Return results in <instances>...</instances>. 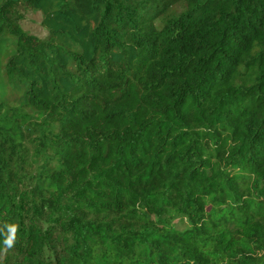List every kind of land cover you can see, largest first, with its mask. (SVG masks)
Instances as JSON below:
<instances>
[{"label":"trees","instance_id":"1","mask_svg":"<svg viewBox=\"0 0 264 264\" xmlns=\"http://www.w3.org/2000/svg\"><path fill=\"white\" fill-rule=\"evenodd\" d=\"M0 264H264V0H0Z\"/></svg>","mask_w":264,"mask_h":264},{"label":"rangeland","instance_id":"2","mask_svg":"<svg viewBox=\"0 0 264 264\" xmlns=\"http://www.w3.org/2000/svg\"><path fill=\"white\" fill-rule=\"evenodd\" d=\"M184 10V6L180 4L174 9L173 16L177 17ZM20 19L18 25L20 28L28 35L34 36L36 38L46 37V32L40 26L41 15L36 11H30L21 9L19 10Z\"/></svg>","mask_w":264,"mask_h":264},{"label":"clouds","instance_id":"3","mask_svg":"<svg viewBox=\"0 0 264 264\" xmlns=\"http://www.w3.org/2000/svg\"><path fill=\"white\" fill-rule=\"evenodd\" d=\"M15 228H16L15 225L11 226V227H10V231L14 232V231H15ZM12 243H13V239L5 238V240H4V244H5L7 247H11V246H12Z\"/></svg>","mask_w":264,"mask_h":264}]
</instances>
